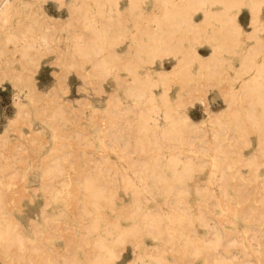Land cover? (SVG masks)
<instances>
[{
	"label": "bare ground",
	"instance_id": "bare-ground-1",
	"mask_svg": "<svg viewBox=\"0 0 264 264\" xmlns=\"http://www.w3.org/2000/svg\"><path fill=\"white\" fill-rule=\"evenodd\" d=\"M45 1L0 0V83L9 81L15 107L0 135V152L7 150L9 130L22 135V124L31 128L35 118L48 121L54 136L64 140L37 164L45 201L39 219L30 220L29 226L34 233L53 230L52 219L68 215L63 206L60 213L52 210L54 204L65 201L87 223L66 221L74 236H66L63 251H57L36 242L39 236L28 235L19 219L9 214L6 205L15 198L12 189L6 190L19 177L24 158L18 157L24 145L15 141L18 156L10 144L11 160L0 161V251L8 258L5 262L2 258V264H115L127 242L134 256L124 264H264V172L260 171L264 165V18L260 15L264 0L248 2L253 24L248 37L253 42L243 53L242 32L234 20L243 0H153L148 11L143 8L145 0H127L128 9L137 11L134 30L121 24L126 19L120 0H73L67 4L68 18L60 23L49 19L41 4ZM53 3L59 7L63 0ZM215 4L221 6L213 8ZM197 10L203 15L199 23L192 19ZM129 37L132 42L125 54L115 50ZM204 37L214 41L207 56H201L195 45ZM41 54H52L48 64L55 79L47 90L38 87L33 76ZM231 54L240 56L239 66L233 67ZM170 58L173 63L165 68L164 60ZM23 62L28 63V72L23 71ZM144 64L148 67L141 72ZM114 68L127 71L122 91L132 105L121 106L118 91L110 92L106 106L96 114L99 128L94 126L96 115H86L97 132L93 138L101 152H115L111 161L104 155L95 157L88 131L65 124L70 118L83 119V107L94 111L95 106L87 97L76 106L69 100L64 103L61 92L72 73L94 78L101 89L107 75L118 78ZM210 86L218 90L212 98L223 101L217 110L209 106ZM194 100L206 113V123L188 117L186 105ZM128 112L135 116L124 124L121 120ZM252 132L258 145L243 160L240 148ZM72 139L92 156L82 159L68 149ZM90 161L93 164L84 167ZM241 164L248 166V176L238 169ZM233 165L237 171L228 172ZM207 166L213 179L203 183L199 175ZM58 184L65 188L66 200ZM119 190L131 194L129 203L122 201ZM193 190L201 196L195 205L189 200ZM5 193L12 194L9 198ZM157 197L163 202L151 208L148 203ZM226 222L236 230L222 227ZM200 227H206L208 235L199 232ZM145 238L153 244L146 245ZM81 241L89 244L83 259L76 253ZM197 259L202 261L196 263Z\"/></svg>",
	"mask_w": 264,
	"mask_h": 264
},
{
	"label": "rangeland",
	"instance_id": "rangeland-1",
	"mask_svg": "<svg viewBox=\"0 0 264 264\" xmlns=\"http://www.w3.org/2000/svg\"><path fill=\"white\" fill-rule=\"evenodd\" d=\"M55 1L56 0H46L43 3L41 2V4H42V6H44L46 8L47 13L49 15V19L51 21L55 20L57 23H60L61 21H64L65 19L68 18L67 4L73 0H63V4L60 5L59 7L57 6L56 3H53ZM243 2L244 3L240 6L239 10L237 11V14L234 16V20L237 24L240 25V29L242 32L241 38L243 39V43L241 42L242 44H241V46H239L242 48L241 53L245 52V49H247L250 46V44L253 42V38L248 37V35L251 33V31L253 29V24L250 21V16H251L250 14L251 13H250L249 4H248L249 0H243ZM119 5H120V8L124 14L125 19H126V20L122 21L123 23L121 22V24H124V26L126 28H129V30H134L135 29L134 19L136 18L137 11L128 9L127 0H120ZM220 6H221L220 4H215L213 6V8H219ZM143 8L145 11L152 9L153 8V0H145L143 3ZM233 10H236V9H233ZM260 15L264 18V2L262 3V6H261ZM202 16H203L202 12L197 10V12H194L192 19L199 23ZM50 17H52L54 19H52ZM149 24H150V26H151V24H152V26H154V27H152V29L156 28V26L153 25L154 23L151 22ZM131 38L132 37L125 38V43L120 45V46L115 47V50H117L118 52H120L122 54H125V52L129 48L128 45L131 44V42H132ZM142 38L146 39V36H143ZM201 41L202 42L195 44L196 49L201 56H207L212 51V44L214 43V41L209 40L205 37L202 38ZM236 48H238V47H236ZM238 50L240 51L239 48H238ZM130 53L134 54V50L132 49L130 51ZM35 54L37 55L38 52H36V53L34 52V55ZM41 55H43V54H41ZM34 57L37 60L39 58L38 56L37 57L34 56ZM51 58H52V54L41 56V58H39L40 59L39 60L40 63L38 64L39 67H37L38 69H37V71L34 72V75H33L36 78L38 87H40L44 90H47L48 87L51 86V84L53 83V81L55 79V76L52 75L51 71H50L52 65L48 64L50 62ZM230 61L233 65V67H237L240 64V56L239 55L236 56L234 54H231L230 55ZM172 63H173V59H171V58L165 59L163 66L165 68H168ZM22 64H23V66H25V68H23V71L27 70L26 72H28L29 71L28 70V63L26 62L24 64V62H23ZM139 64L141 66L143 63H139ZM29 65H30V63H29ZM85 66H86V71L89 70V68H90L89 64H86ZM147 67H148V65L144 64L142 68L141 67H139V68H140L141 72H144V70H145L144 68H147ZM155 67L158 68V63L155 65ZM19 68L21 69V64H20ZM195 68H196V64L193 65L192 70H195ZM114 71H116V73L119 75L118 78H115L113 73L111 75H107V77L101 82V89H98L97 81L94 78H91V77L85 78V77H82L80 75V73H72L67 80L66 88H64L63 91L61 92L64 103L67 102V100H69L71 104L76 106L78 103V100H80L83 97H87L88 100L91 102V105L95 106L94 111H90L88 109V107H86V106L83 107L84 113H82L83 114L82 116H84V117L81 116L83 119L80 118V120H78L79 125H78V121L76 120V118L68 119L65 124H67L68 127L73 126L74 128L76 127L75 125H77V127L82 128V130H84V132L88 131L89 136L92 137L91 140L93 141V145H92L93 148L91 150L94 149L93 151L96 152V153H94V155L96 154L95 157H101V155H104L107 158H109L111 161L114 160V158L116 157L115 152H112L110 150H107L103 153L101 152L102 149H101L98 141L95 138H93V136L97 132H94V127L89 126L86 115L89 112H90L91 116H92V114H94V115L98 114L99 115V113H101V109H103L106 106L107 95L110 92L118 91V94L120 96L119 99L121 101V104H120L121 106L132 105L133 100L131 98H128L125 95V93L122 91V87L124 84V81L122 80V78L126 77V75H127L126 69L114 68ZM229 73L231 75H233L234 74L233 69H230ZM238 85H239V81L238 80L234 81V86H238ZM214 87L213 86H212V88H211V86H210V88L208 87L209 93L207 92V97H208V102H209V106L211 107V109L217 110L223 106V101L220 97L212 98L213 93H218L217 88H214ZM174 91H175L174 88L170 90L171 97H173L175 95ZM10 98H11V94H10L9 81L6 80V81H3L2 83H0V135L4 134L3 130L7 124V120L9 117H12L14 115V112H15V107L12 104V101ZM185 109H186V113H187L188 117L191 120L206 123V117H205L206 113L204 111H202V107H201L199 101H197V100L192 101V103L186 105ZM98 115H96V117L93 118V119H96L94 126L97 128H99ZM134 116H135V113L128 112L123 116V118H126V119H122L121 121H123L124 124H127L128 119H132ZM33 121L31 124V128L29 126L26 127L23 124L20 126V128H21L20 131L22 132L23 137L21 134L18 133L19 130L17 131V133L15 130H9L6 134L7 150L2 149L0 152V161L1 162H7V161L11 160L10 159L11 156L9 154V152L11 153V151H9V148L10 147L12 148L14 144H16L17 142L22 143V145H24V146L19 148L20 150H25L27 148V150L25 152H22V151L20 152V150H19V153H18L19 156H18V154L15 153L16 151L18 152V150L14 151L15 146L13 147V151H14V152L12 151L13 153H15L18 157H21L23 155L24 158H23V156L21 157V158H23V160L25 159V156L27 159H26V161H23V160H22V162L20 161L21 164L19 162V164L21 165L20 167L22 169L19 168L18 167L19 164L16 163V165H18L17 167L19 169H21L19 171L20 174L18 173L19 177L17 176L19 179L16 178L17 180H15V178H14V180H15V181H13L14 183L12 182L11 184H9V186L7 187V190H6V192H8L9 189L13 190V191H9V192L14 193L11 196V198L14 196L13 198H15L14 201L16 203L14 202L15 204L14 203L12 204V202H9V203H7L6 206H7L8 210L10 208L9 214H14V217H16V219H19L18 221L24 227V230L27 232L28 235L34 236L35 238L37 236H39V238L37 237L35 239L36 242L37 241L38 242H44L46 244H50L49 246L51 249L53 248L57 251H63V248L65 246V237L66 236L68 237L71 234V232H73V230L71 231L70 229H68L66 227L65 222L68 221L71 223L72 222L76 223L82 219L81 220L82 223L85 224V223H87V221L85 218L83 219V218H80L79 216H77L79 214L74 213L73 209L69 210L72 208V206H70L71 204H69L67 201H65L64 205H63V202L60 204L59 203L54 204V207L52 210L57 209V213H58L64 207V208H67V214L68 215H67V217L61 216L56 220L52 219L51 226H52L53 230H49V232H43V233L41 231H36L34 233V231L29 226L30 220L39 219L38 216L40 214L41 207L43 206L44 201H45V198H44L45 196L42 193H40V191H39L40 176L38 174L40 173V169H38V172H37L36 168H38L39 162H41V160L43 158H46V156H48L50 154L53 146H56L57 143L64 140V137H62V136H57V137L54 136V131L51 130V128L49 127L50 123L48 121H44V123H43V121L39 120V118H35V119H33ZM85 127L87 129H85ZM69 128H72V127H69ZM33 133L35 135L38 134V136H36L37 137L36 139L33 138L35 136ZM18 134L21 135L20 138H19ZM31 134H33V135H31ZM89 136H88V139H89ZM31 137L34 140H31ZM8 140H10V141H8ZM75 140L73 141V139H72L70 141V145L68 146V149H71L74 152L76 151L77 153H79L80 156L82 157V159H86L87 157H91L92 155H90V154L88 155L85 153V152H88L89 150L87 148H85L83 145L79 146L75 142ZM246 140H247V142L244 143L243 146H241V148H240V152H241V156H242L243 160L249 159L250 155L253 152H255V149L257 148V145H258V137H257V134L255 132L248 133ZM15 141H16V143H15ZM10 144H11V146H10ZM22 148H25V149H22ZM184 148L187 149L186 147H184ZM185 149L183 152H187V150L185 151ZM16 155H14V156L16 157ZM34 164L36 166L35 168L33 167ZM92 164H93L92 161H90L89 163L86 162L84 164V167L85 166L86 167L91 166ZM24 165H26V166H24ZM31 168H32V170H31ZM238 169L241 171V173L244 176H248L250 174V170H249L248 166H246V165L241 164V166H239ZM236 171H237L236 165H233L230 168H228V172L233 173ZM260 171L264 172V165L261 166ZM23 172H25V173H23ZM22 175H24V176L22 177ZM199 176H200L203 183H206L207 181L213 179V176H212L208 166L205 167L204 170H202V172H200ZM234 181H235V179H234ZM58 186L60 187L59 189L62 191V193H60L62 196L61 198L65 197L63 199L66 200L68 198V195H67L65 188L61 189V186L59 184H58ZM151 186H152V188H155V186L153 185L152 182H151ZM35 187L37 188L38 191L36 190ZM32 188H33V190H32ZM14 190H15V192H16V190H19V191L17 193H15ZM34 190H35V192H34ZM214 190H215V192H217V194H219V188L218 187H215ZM11 194L7 193L6 196L9 197L8 195H11ZM119 195L121 196L122 201L124 203H129L131 201V194L130 193L125 194L122 190H119ZM162 199L163 198H161V197H157V200L149 202L148 205L151 208H154L155 205H158L161 202H163ZM189 200L193 205H195L201 201V196L193 190L191 195L189 196ZM67 203L69 206L67 205ZM256 204L259 205V201L256 202ZM65 205H66V207H65ZM8 206H9V208H8ZM52 210H51V208H48V211L49 212L51 211L50 213L52 216L56 215V212L52 211ZM68 210L71 212H68ZM216 215H218L217 210L215 211V216ZM71 223H68V224H71ZM123 224L128 225V220H124ZM222 227L229 229L231 231L236 230V227L231 222L223 223ZM198 230H199V232H204L206 235H208V230L206 227H200V228H198ZM101 233L104 234V232H102V230H101ZM42 235H44V236L47 235V237H48V235H50V236L48 238H45ZM71 236H74V235L71 234ZM40 237H43V240ZM85 237H87V236H85ZM238 237L241 238L240 233L238 234ZM40 240H42V241H40ZM160 242L156 241V243H160ZM80 243H81V246L84 245V247L80 246V248L77 250L76 253L80 258L83 259L85 253H87V251H88V250H86V252H85V249H87V247H89V244H86L84 241H81ZM144 243H146V245H152L153 240H151L149 238H145ZM0 255H1L0 264H2V262H3L2 258H3L4 262L6 260H8V258L4 257V255L2 254L1 251H0ZM133 256H134V252L132 251V244L130 242H127L123 246L122 250L120 251L119 258L116 259L115 264H124L127 261H129L130 259H132ZM167 256L172 259L170 253H168ZM262 258H263V255H260V260H262ZM201 261H202L201 259H197L196 263H200ZM262 261H264V260H262ZM53 262L55 263V261H53ZM56 263L60 264L58 262H56Z\"/></svg>",
	"mask_w": 264,
	"mask_h": 264
}]
</instances>
